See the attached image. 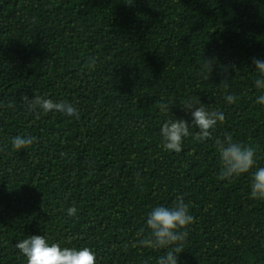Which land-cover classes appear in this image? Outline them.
Instances as JSON below:
<instances>
[{"label": "trees", "instance_id": "1", "mask_svg": "<svg viewBox=\"0 0 264 264\" xmlns=\"http://www.w3.org/2000/svg\"><path fill=\"white\" fill-rule=\"evenodd\" d=\"M203 58L215 59L211 73ZM253 58L264 60V0H0V264H27L15 245L30 235L89 247L97 264H155L164 250L132 244L147 213L178 195L196 218L178 264H264L256 168L220 180L215 146L230 133L264 167ZM35 94L75 104L79 119L37 120L22 99ZM188 99L226 119L203 143L190 127L183 150L167 152L160 129L192 123ZM17 135L37 140L17 151Z\"/></svg>", "mask_w": 264, "mask_h": 264}, {"label": "clouds", "instance_id": "2", "mask_svg": "<svg viewBox=\"0 0 264 264\" xmlns=\"http://www.w3.org/2000/svg\"><path fill=\"white\" fill-rule=\"evenodd\" d=\"M256 70L262 78L255 80L257 89H264V60L253 58ZM215 59H205L201 62L202 69L206 72H212ZM96 58L89 57L85 67L89 70H95ZM207 79V75H205ZM227 80L223 82L225 87ZM26 102L27 110L30 111L37 120L40 119L41 113L47 115L52 112L62 113L68 117L79 119V108L68 101H54L35 94L32 99L27 95L22 97ZM237 97L227 94L226 101L229 104L235 103ZM257 104L264 105V95H260ZM13 107V105H8ZM185 110L190 111L193 117L192 123L189 124L184 119L166 120L161 129L162 137L161 146L167 152L180 153L183 150L185 138L190 137L193 133L190 127H195L199 131L195 133L194 139L198 142H205L212 138L213 130L217 124H223L225 115L220 110H209L199 100L188 99L182 102ZM163 113H167L169 105L160 103L158 105ZM37 138L34 136H15L12 138V147L19 151L28 149ZM215 146L220 154L221 169L219 174L220 180L231 182L242 174L249 173L254 167L256 171L251 177L250 198L264 200V167H258L256 161V149L250 144H244L233 139L230 133H225L223 139L216 138ZM7 148V145L4 146ZM2 150V149H0ZM139 176V173H137ZM75 206L67 209L68 216L77 214ZM195 217L190 214V204L185 202L183 195H178L173 201L171 207L158 205L147 213L145 228L139 229L136 233L137 241L133 242V247H146L156 250H164L163 255L156 258L155 264H178V255L185 251L184 244L189 235V226L195 223ZM15 247L22 253L27 264H97L96 253L89 247H61L58 242H49L45 236L30 235L28 238L21 240ZM127 249V244L125 245ZM147 264V262H145Z\"/></svg>", "mask_w": 264, "mask_h": 264}]
</instances>
